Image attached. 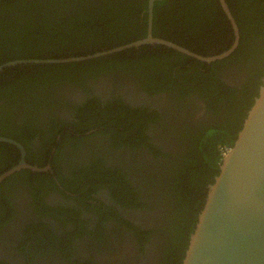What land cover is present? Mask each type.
I'll return each mask as SVG.
<instances>
[{"label":"flooded vegetation","instance_id":"obj_1","mask_svg":"<svg viewBox=\"0 0 264 264\" xmlns=\"http://www.w3.org/2000/svg\"><path fill=\"white\" fill-rule=\"evenodd\" d=\"M173 2L154 0L151 10V0H57L52 13L94 9L100 26L110 23L117 34L146 32L139 38L147 36L152 21L154 36L205 57L231 47L235 33L223 51L224 42L216 40L190 47L165 37L168 18L181 19L183 5ZM201 28L194 26L210 27ZM40 34L27 32L29 42L22 47L42 54L0 59V264H168L164 252L177 205L175 189L187 175L218 174L202 158L204 133L222 127L219 132L235 141L257 96L246 86L253 64L223 61L230 54L206 60L145 43L151 47L141 52L156 59L140 66L147 68L144 72L117 69L118 58L119 67L101 66L96 74L56 70L45 77L33 73L35 65L88 59L25 61L75 56L50 55L70 41L57 34L45 42ZM30 64V71L23 69ZM165 69L171 77L160 75ZM115 99L127 107L113 104ZM217 143L222 159L231 145Z\"/></svg>","mask_w":264,"mask_h":264},{"label":"trees","instance_id":"obj_2","mask_svg":"<svg viewBox=\"0 0 264 264\" xmlns=\"http://www.w3.org/2000/svg\"><path fill=\"white\" fill-rule=\"evenodd\" d=\"M56 1L57 0H34L29 2L25 0L26 3L21 4L20 0H8L0 4V59L2 56V61H5V58L8 56L12 57L18 55L34 57L36 54H42L39 52L32 53V51H26L24 50L25 47H22L25 43L29 42L27 32L34 29L42 33L37 36L45 42H48L51 38H55L57 34H61L64 40L70 41V45H64L62 47L64 49L50 52L52 56L92 53L102 48H110L135 40L146 33L143 32L141 35H138L134 31L131 35L117 34L115 30L117 27L110 23L105 24L103 22V26H100V21L94 19L95 17L101 19L100 13L98 11H93L94 9L88 13H62L60 16H56V14L52 13V10L56 9ZM173 1L172 6H176L178 3L183 5L180 14L181 19H179L177 15L168 18V22H170L171 26L167 27L165 37L174 39L190 47L195 45L199 40H202V44H204L203 40L206 39L209 41L216 40L220 44L224 42L222 50L220 51H223L226 49L225 47L232 43L234 32L219 0ZM228 2L240 26L241 41L237 50L225 57L223 61L245 60L246 62H251L253 64L252 70L248 76L246 86L251 87L250 91L253 92L252 95H257L259 86L263 81L262 77L264 76V0H228ZM177 10L179 9L177 8ZM194 26L197 28L202 27L201 29H205L206 26L210 28L209 31L194 30ZM144 28L146 29V26H144ZM158 30H160V25L156 20L155 31L158 32ZM146 47L151 46L141 45L81 62L35 65L38 72L33 73L46 77V75L56 70H67L66 74L74 76L76 75L75 70L90 69L91 72L88 74H96L97 68L101 66H107L109 68L119 67V63L117 62L118 58L121 59V68L117 69L131 73H138L135 72L136 70L144 72L147 68L141 67L149 66L150 62L156 59L155 55L150 56L147 53L141 52L144 50L143 48ZM164 47L163 45L155 46L156 49ZM202 48L205 49L203 46ZM138 49L139 51L137 52ZM168 50H171V54L176 53V51L170 48H168ZM131 52L136 53L138 57L131 56ZM2 61L0 60V62ZM30 67H33V65H27L23 69L30 71ZM168 69H165L160 75L169 77L170 75L167 76ZM152 76L157 75L152 74ZM214 77L216 80L223 83L217 75ZM155 79H157V77H155ZM158 82H160V78ZM161 83L164 82L161 81ZM226 88L230 89L228 86H226ZM253 102L254 100L252 99L248 107L253 104ZM114 103L117 106L120 104L121 107H127L126 103L117 99L113 101V104ZM139 110H141V108H139ZM239 119L240 118L237 117V123ZM219 128L214 127L209 134L206 132L204 133L205 141L201 148L203 151V160L213 168L215 174L219 172L222 162L220 150L217 151V142L222 141L223 144L227 145L229 143L231 146L234 143V141L229 142L223 132H219L225 129L222 127ZM219 136L225 138L226 141L222 139L218 140ZM191 166L192 164L190 167ZM192 176L191 179L187 175L182 180L184 184L175 189L174 195L177 205L174 210V222H172L171 227L168 229L169 236L164 252V262L166 261L168 264L182 263L190 234L194 230L198 214L205 202L208 190L207 183L214 181V178H206V175L202 177L200 173Z\"/></svg>","mask_w":264,"mask_h":264},{"label":"water","instance_id":"obj_3","mask_svg":"<svg viewBox=\"0 0 264 264\" xmlns=\"http://www.w3.org/2000/svg\"><path fill=\"white\" fill-rule=\"evenodd\" d=\"M220 3L231 21L235 39L229 49L216 56L205 57L174 41L154 36L150 21L147 36L125 44L85 55L25 61H79L145 43L168 45L206 60L222 58L238 47L241 32L227 0ZM181 264H264V78L234 144L208 186Z\"/></svg>","mask_w":264,"mask_h":264},{"label":"bare ground","instance_id":"obj_4","mask_svg":"<svg viewBox=\"0 0 264 264\" xmlns=\"http://www.w3.org/2000/svg\"><path fill=\"white\" fill-rule=\"evenodd\" d=\"M147 22H148V21H147ZM156 35H157V34H156ZM243 123H244V122H243ZM145 124H146V123H145ZM146 126H147V125H146ZM242 126H243V125H242ZM90 127H91V126H90ZM94 131H96V130H94ZM94 131H93V132H94ZM93 132H92V133H93ZM94 133H95V132H94ZM76 135H77V134H76ZM82 137H83V136H82ZM78 140H79V138H78ZM78 142H79V141H78ZM77 144H78V143H77ZM228 150H229V149H227V150L225 149L224 154H223V158H224V156L226 155V153H227ZM223 158H222V161H223ZM221 164H222V162H221ZM220 166H221V165H220ZM197 220H198V219H197Z\"/></svg>","mask_w":264,"mask_h":264}]
</instances>
